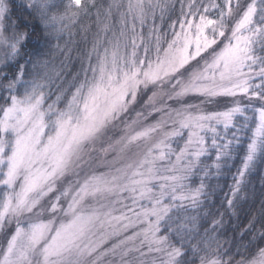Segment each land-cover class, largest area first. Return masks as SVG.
Wrapping results in <instances>:
<instances>
[{
  "label": "rangeland",
  "instance_id": "1",
  "mask_svg": "<svg viewBox=\"0 0 264 264\" xmlns=\"http://www.w3.org/2000/svg\"><path fill=\"white\" fill-rule=\"evenodd\" d=\"M226 12L181 23L146 64L135 46L100 44L86 84L50 101L25 84L10 99L0 113V264H176L160 226L174 203L192 201L185 179L206 146L194 137L227 108L201 103L259 71L244 61L225 72L222 54L238 56V40L255 38L251 16L233 22Z\"/></svg>",
  "mask_w": 264,
  "mask_h": 264
},
{
  "label": "trees",
  "instance_id": "2",
  "mask_svg": "<svg viewBox=\"0 0 264 264\" xmlns=\"http://www.w3.org/2000/svg\"><path fill=\"white\" fill-rule=\"evenodd\" d=\"M5 1L7 17L0 22V113L13 96L21 97L25 84L43 89L50 101L55 95L69 93L75 85L89 82L103 53L100 44L114 45V50L119 46L128 53L135 46L134 54L146 64L192 15L227 13L221 0H138L134 9L130 0H83L78 6L70 0H47L46 20L38 8L28 12L21 6L32 0ZM247 5L248 0L231 5L233 22ZM202 7L207 10L203 12ZM259 11L258 7L247 29L250 35L255 33L253 40L264 37V13ZM18 21L20 26L14 29L17 38L10 40L12 25ZM24 33L30 42L21 47ZM232 102L229 97L216 96L201 104L212 110L232 107ZM248 102L245 98L237 105ZM183 138L173 145L181 144ZM244 157L243 149L225 156L219 161L218 172L214 160L198 158L185 179L194 194H190L192 201L174 203L159 230L178 251L176 264H240L264 248V154L258 153L241 175ZM229 198L231 207L226 205Z\"/></svg>",
  "mask_w": 264,
  "mask_h": 264
},
{
  "label": "snow or ice",
  "instance_id": "3",
  "mask_svg": "<svg viewBox=\"0 0 264 264\" xmlns=\"http://www.w3.org/2000/svg\"><path fill=\"white\" fill-rule=\"evenodd\" d=\"M21 6L28 12H31L33 8H38L42 18L48 19L45 15L47 0H32L31 4L22 3ZM258 7L259 13H264V0H248V6L244 9V19L247 21L249 16L255 18ZM7 11L4 0H0V15L7 17ZM261 19H264V15L261 16ZM19 26V21L12 25L13 31L8 39L15 40L17 38L14 29L19 28ZM4 31L9 32L8 25H5ZM29 42L30 36L24 33L21 47ZM241 43L243 46L239 48L240 55L228 58L222 54L225 72H230L237 65L243 66L244 61L249 62L250 68H259L260 70L249 81H246V87L238 85L239 91L230 89L222 95L223 97L244 96L249 102L242 106L227 107L222 112L206 117L199 129L203 139L200 136H195L194 139L197 146L206 145V147H200V151L195 153L196 157L201 158L203 156L209 160H214L217 172L220 168V160L238 149H243L245 152L244 164L241 169V175H243L244 170L248 168L256 155L258 153L264 154V37H257L253 40V36H249L244 38L242 42L238 40V45ZM257 44L258 48L255 47ZM230 47V45H226V50ZM216 66H219V61ZM236 71H239L238 67ZM222 78H224V73H222ZM235 103L234 100L233 104L235 105ZM204 123L207 126H204ZM213 153H215L214 159L212 158ZM208 167L211 168L212 165L209 164ZM231 204L232 200L229 198L226 205L231 207ZM256 264H264V251L257 254Z\"/></svg>",
  "mask_w": 264,
  "mask_h": 264
}]
</instances>
